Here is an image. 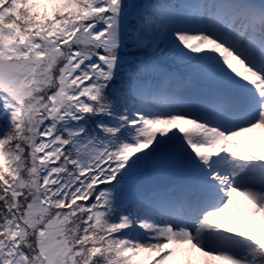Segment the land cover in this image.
Segmentation results:
<instances>
[{
    "label": "snow or ice",
    "instance_id": "obj_1",
    "mask_svg": "<svg viewBox=\"0 0 264 264\" xmlns=\"http://www.w3.org/2000/svg\"><path fill=\"white\" fill-rule=\"evenodd\" d=\"M0 121V264H264V0H0Z\"/></svg>",
    "mask_w": 264,
    "mask_h": 264
},
{
    "label": "rangeland",
    "instance_id": "obj_2",
    "mask_svg": "<svg viewBox=\"0 0 264 264\" xmlns=\"http://www.w3.org/2000/svg\"><path fill=\"white\" fill-rule=\"evenodd\" d=\"M136 2L137 3H140V4H150V3H158V2H161V0H156V1H150L149 3L147 2V0H136ZM166 2H168V1H166ZM128 77V76H127ZM126 77V78H127ZM124 79H125V77H123ZM1 123H2V121H0ZM184 127H190V126H188V125H184ZM259 131V130H258ZM247 135L248 134H246V137H245V139L247 138ZM253 146H257V145H253ZM241 199H243V198H241Z\"/></svg>",
    "mask_w": 264,
    "mask_h": 264
},
{
    "label": "trees",
    "instance_id": "obj_3",
    "mask_svg": "<svg viewBox=\"0 0 264 264\" xmlns=\"http://www.w3.org/2000/svg\"><path fill=\"white\" fill-rule=\"evenodd\" d=\"M150 1H156V0H147V2L149 3ZM166 1H168V2H170V3H173L174 1L173 0H166ZM176 2H178V0H176ZM154 3V2H153ZM161 56H162V54H160ZM123 76V75H122ZM1 123V122H0ZM128 191L129 192H135V191H137V187L136 186H130L129 187V189H128Z\"/></svg>",
    "mask_w": 264,
    "mask_h": 264
}]
</instances>
